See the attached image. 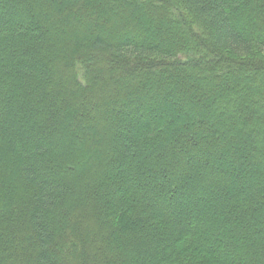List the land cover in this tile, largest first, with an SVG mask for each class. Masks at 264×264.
Wrapping results in <instances>:
<instances>
[{
    "label": "trees",
    "instance_id": "1",
    "mask_svg": "<svg viewBox=\"0 0 264 264\" xmlns=\"http://www.w3.org/2000/svg\"><path fill=\"white\" fill-rule=\"evenodd\" d=\"M1 14L0 264H264V0Z\"/></svg>",
    "mask_w": 264,
    "mask_h": 264
},
{
    "label": "rangeland",
    "instance_id": "2",
    "mask_svg": "<svg viewBox=\"0 0 264 264\" xmlns=\"http://www.w3.org/2000/svg\"><path fill=\"white\" fill-rule=\"evenodd\" d=\"M0 16H3V14H1ZM3 19H4V18H3ZM12 21H15V19L12 20ZM8 24H9V25L7 26V28H8V27H9V28H10V27H13L12 24H11L10 22H9ZM171 110H173V107H171ZM176 114H177V112L175 113V115H176ZM164 115H165V116H163V117L160 118V120H159V122H160L161 124H163V120H165L166 117L168 118V120H173V117H176V116H173L172 114L170 115V114H168V113H165ZM177 116L180 117L179 119H180L181 121H182L183 118H185V117H183V116L180 115V114H177ZM131 118H132V117H131ZM181 118H182V119H181ZM155 122H156V121H155ZM174 122H175V121H174ZM160 123H159V124H160ZM161 124H160V125H161ZM166 126H167L166 128H167V130H168V128H170V127L173 126V125H170V124H169V126H168V125H166ZM182 131H183V130H179V129H177V130H176V134H179V132H182ZM126 133H132V132H131V130H130V131H127ZM173 133H174V131H173ZM237 167L239 168L240 165L237 166ZM237 170H238V169H237ZM257 179H258V178H257V176H256V177H255V181H256V183L254 182V183L252 184V186L255 185V190H259V188H258V186H259L258 183H259V182H257Z\"/></svg>",
    "mask_w": 264,
    "mask_h": 264
}]
</instances>
